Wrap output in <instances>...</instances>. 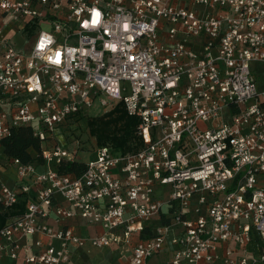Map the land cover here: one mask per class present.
Listing matches in <instances>:
<instances>
[{
  "label": "built area",
  "instance_id": "2783aa9c",
  "mask_svg": "<svg viewBox=\"0 0 264 264\" xmlns=\"http://www.w3.org/2000/svg\"><path fill=\"white\" fill-rule=\"evenodd\" d=\"M15 31L30 35L26 51ZM256 66L264 0H0V213L25 202L0 227V260L72 264L70 244H126L123 264H264ZM119 102L138 118L136 147L86 151L93 111ZM20 125L42 163L3 154ZM85 151L80 176L59 172ZM73 217L102 231L79 236ZM146 227L153 236L139 237Z\"/></svg>",
  "mask_w": 264,
  "mask_h": 264
},
{
  "label": "trees",
  "instance_id": "16d2710c",
  "mask_svg": "<svg viewBox=\"0 0 264 264\" xmlns=\"http://www.w3.org/2000/svg\"><path fill=\"white\" fill-rule=\"evenodd\" d=\"M137 123L138 118L128 115L120 102L103 115L93 116L88 121L90 133L95 136L98 145L110 142L122 150L136 147ZM1 145V150L6 156L18 158L22 163H42L41 141L33 135L31 125H20L13 128L11 134L1 140ZM84 169L85 163L78 160H62L58 165L59 172L76 177L80 176ZM24 205V200H19L9 213H0V227L8 215L21 212ZM152 236L151 227L144 228L139 234L141 238ZM252 236L254 240H258L254 232Z\"/></svg>",
  "mask_w": 264,
  "mask_h": 264
},
{
  "label": "crops",
  "instance_id": "0c3cea01",
  "mask_svg": "<svg viewBox=\"0 0 264 264\" xmlns=\"http://www.w3.org/2000/svg\"><path fill=\"white\" fill-rule=\"evenodd\" d=\"M80 153L81 152H79V154ZM82 153H84V152H82ZM85 153L88 154V159H90V158L93 157V152H85ZM78 161L85 162L83 160H80V158L78 159ZM42 169H43V167H39V170H42ZM12 172H13V170H12ZM12 172H9V173L7 172L8 174H10V176H8L9 179L7 178V182L8 183H11V185H13L14 182H15L14 176H13V178H10V177H12ZM5 176H7V175H5ZM48 221L51 224H53V226H55V227L58 228L59 225L57 223H54L53 217H50ZM65 223L67 225L71 226L72 229H73V231L77 235L83 236V237L90 236V235H94V234L100 233L102 231V229H101V227L99 225H95V224L89 223L88 221H86L85 219H83L81 217H73V218H70V219L66 220ZM120 245H126V244H119V245L113 244L111 246H108L109 248L108 247H104V249L106 248V249H110L111 251H114ZM93 249H101V248H95V247L90 246L89 244H85L84 246H78V245H75V244H70L71 263L72 264H84V263H88L89 260H90V257L88 256V254ZM130 252H131V246H130ZM102 254H103L102 251H100L98 254H96L94 261L97 264H102L99 261L100 257H103ZM129 255H130V253H129ZM129 255H128V257H129ZM128 257L122 263H120V264H123L128 259ZM118 261H119V258H118ZM152 262L154 264H157L156 260H152ZM0 263L1 264H20L19 261L16 262V261L9 260V259H5V258H2L0 260Z\"/></svg>",
  "mask_w": 264,
  "mask_h": 264
},
{
  "label": "rangeland",
  "instance_id": "374dc122",
  "mask_svg": "<svg viewBox=\"0 0 264 264\" xmlns=\"http://www.w3.org/2000/svg\"><path fill=\"white\" fill-rule=\"evenodd\" d=\"M15 35L13 37V41L14 44L18 47H20V49L22 51H26L28 49V44L31 41L30 35L27 36L21 32H14ZM259 68L260 70V77H264V67L263 66H256ZM97 112V113H96ZM93 111V113H95L93 116H101L106 112L100 113L98 111ZM92 116V117H93ZM89 126V125H88ZM89 129V128H88ZM90 133V130H89ZM91 134V133H90ZM87 140L85 141L87 143V146H85V149L87 151V149L90 151L91 148L94 147V145H96V138L94 135H88L87 134ZM84 142V143H85ZM85 151V152H86ZM80 153L78 154V158H80V160L86 161L88 159V154L87 153ZM9 185H11V183H8ZM109 248V247H108ZM117 249V250H116ZM114 251H111L110 249H93L90 251V253L88 254V256L90 257V260L88 263H84V264H97L94 260H95V256L96 254H98L100 251L103 252V257H100L99 261L102 264H120L122 263L129 255L130 253V245H120L118 248H116ZM94 258V259H93ZM119 258V261H118Z\"/></svg>",
  "mask_w": 264,
  "mask_h": 264
},
{
  "label": "snow or ice",
  "instance_id": "6c2138e0",
  "mask_svg": "<svg viewBox=\"0 0 264 264\" xmlns=\"http://www.w3.org/2000/svg\"><path fill=\"white\" fill-rule=\"evenodd\" d=\"M99 16H100V13L98 11L94 10L93 11V17L94 18H93V21H92L93 24H96L98 22ZM85 26H87V22H86ZM44 46H45V42L42 41L40 47L43 48ZM49 59L51 60L52 58L50 57ZM59 59H60V53L57 52L55 62L58 63Z\"/></svg>",
  "mask_w": 264,
  "mask_h": 264
},
{
  "label": "clouds",
  "instance_id": "9594fccd",
  "mask_svg": "<svg viewBox=\"0 0 264 264\" xmlns=\"http://www.w3.org/2000/svg\"><path fill=\"white\" fill-rule=\"evenodd\" d=\"M42 41H44L45 44L53 42V41H52V38L42 39L41 42H42ZM40 45H41V43L38 45V48H41Z\"/></svg>",
  "mask_w": 264,
  "mask_h": 264
}]
</instances>
